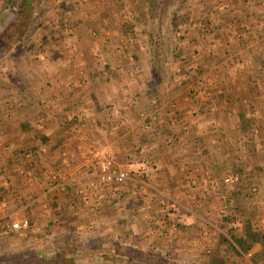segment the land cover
I'll return each mask as SVG.
<instances>
[{
  "label": "crops",
  "instance_id": "obj_1",
  "mask_svg": "<svg viewBox=\"0 0 264 264\" xmlns=\"http://www.w3.org/2000/svg\"><path fill=\"white\" fill-rule=\"evenodd\" d=\"M202 42L200 41V44ZM207 48L192 55L194 65L191 63L193 70L189 71V74L184 71L174 74L177 85L174 86V82H171L173 89L169 88L170 90L166 89L164 92L159 89L161 86L151 85L131 94L129 90L122 92L124 87H121L118 93L109 98L114 101L117 99L116 107H106L111 109L110 113L103 109L104 103L107 102L96 99L103 97L99 94L103 85L100 88L96 86L88 89L86 84L89 81H84L86 78H82L85 83L82 84L80 76L75 73L71 75L68 63H80L82 58L74 60L76 56L66 54L29 58L32 65L29 72L25 71L27 77L23 74L26 79L23 86L30 88L31 92L28 94L37 95V99L31 104H22L31 108L30 117L26 112H22L24 117L21 114L20 118L14 120L4 118L3 125L0 126V146L3 143L5 149L0 147L2 205L7 202H20V209L14 210V213L19 212L24 208L22 202H30L27 200L30 196L35 197V203L43 202V198H40L43 189L49 191L57 187L63 188L60 186L62 183L67 184V191L62 192L63 196H59V199L71 202L69 198L76 199V195L73 196L70 187L77 183L84 201L92 205L78 206L82 209L80 220L90 223L89 227L95 226V230L82 232V237L93 235L92 237L103 240L109 238L112 244L99 254L97 251L79 252L76 264H184V259L192 260L196 264L198 259L195 256L199 253L201 240L198 234L194 233L196 226L193 223L196 221H193L189 213H182V210L193 213L192 207L201 205L188 199L191 193L195 197L194 191L198 192L200 197L202 190H207L204 193L206 199L200 202H213L219 198L221 178L233 170L235 165H239L240 169L235 173L252 175V184L258 182L261 187L263 195H256L255 200L250 202L253 213L250 216L252 226L264 234V179L260 177H264V163L258 165L257 161H251L250 155L245 154L240 162L241 168L239 160L232 162V156L225 152V140L231 138L234 133L239 138L243 135L244 139L251 136H245L246 133L242 132V120L249 121L248 117H252L249 110H257L259 115L262 114L263 74L256 71L254 76L243 72L237 75L220 72L215 75L210 70L211 66L199 72L198 64L206 57L204 52ZM150 53L149 50L146 52L149 61L153 59ZM112 59L110 62H113ZM39 61L47 64L44 72L35 70L34 63ZM75 68L78 70L77 66ZM28 77L30 80H27ZM223 79H227L228 84L234 82L235 86L241 87L229 86L223 89ZM40 85L44 88H40ZM37 89L44 92L40 93ZM149 93L156 94L158 98L150 100ZM93 94L97 95L94 97ZM248 96V103H252L251 100L254 99L252 106L243 103L247 102ZM238 98L242 101L244 99L242 104H239ZM24 106L22 105V111H25ZM209 107L212 111L218 107H226L227 111H238L239 120L235 118L234 122L230 121L229 126L219 116L213 119L212 115H209ZM114 111L121 112L119 119L114 116ZM156 113L159 119L154 122ZM241 113L244 119L239 115ZM138 114L150 116L152 120L148 119V123L144 124L137 121L139 119L136 120L139 118ZM102 115L106 120H101ZM254 116V123L259 124L256 113ZM92 118L94 125L90 122ZM232 126H235L234 131L231 130ZM116 127L121 129V134L114 131ZM103 143L109 144L116 151V164L122 163L127 156L129 165L134 166L132 170L125 168L131 171L132 180L123 185H102L96 180L82 177L83 173L92 171L91 152ZM131 144H141L144 147V154L141 156L153 164L150 177L143 175L142 164H133V155L129 152ZM33 145L45 148L46 153L42 155L33 150L31 158L23 160L19 156L22 149L32 150ZM191 145L194 146L193 149L205 146L207 151L191 153ZM80 175L82 179L78 182ZM215 176H218L217 182L216 179H209ZM56 180L59 182H55ZM77 202L82 201L78 198ZM176 203L180 204L178 208L182 212L170 213L175 211ZM207 207L210 213L218 211L213 204L212 208L209 205ZM35 212L38 214V210ZM35 219L38 220V215ZM175 221L177 223H174ZM255 249L254 246L247 254L252 255Z\"/></svg>",
  "mask_w": 264,
  "mask_h": 264
},
{
  "label": "rangeland",
  "instance_id": "obj_2",
  "mask_svg": "<svg viewBox=\"0 0 264 264\" xmlns=\"http://www.w3.org/2000/svg\"><path fill=\"white\" fill-rule=\"evenodd\" d=\"M136 2L137 0H39L34 15L35 20L40 25L33 30L28 29L25 34L28 35L26 44L31 42L32 47L28 49L25 47L17 48L15 49L16 53L9 50L16 54L14 56H7L6 51L0 53V114L5 115L4 118L8 120L20 118L24 112L29 116L31 108L22 103L31 104L37 99V95L28 94L31 91L30 88L23 86L24 80H26L23 76L25 71L29 72L31 69L32 64L29 58L38 59L40 56L46 58L49 54L73 55L76 56L74 60H77L78 57L82 58L80 63H68L71 67V75L75 73L78 77L80 76L82 84L84 83L82 78H86L84 81L86 83L87 80L89 81V84H86L88 89L96 86L100 88L103 85V88L99 89V94L103 97L96 99L103 103L104 101L107 102L104 103V110L109 105L116 107L117 99L114 101L109 98L114 93H118L121 87H124L122 92L129 90L131 94L149 88L151 85L161 86L159 89L164 90V92L166 89H173L177 85L176 78L173 77L174 74L179 71L189 74V71L193 70L191 66V63L194 65L193 56L205 50L206 47L214 50V56L219 58L217 62L212 63L211 58L208 61L212 74L225 72L237 75L239 72H243L254 76L255 72L258 71L263 74L262 78H264V0H157L155 20L150 18H147L146 22L139 20L137 22L139 26L137 25L135 31L130 33L126 22L135 21ZM186 11L191 12L194 18L183 22L177 29H172L170 27L172 14H181ZM157 13L161 14L164 22L161 33L162 39L161 44H158V53L153 55V59L149 61L146 52L148 53L150 50L149 47L153 48L155 35L150 33L148 29L157 23ZM16 14L17 9L10 0H0V35L6 25L16 20ZM200 41H203L202 44ZM179 53H181V57L177 56ZM185 54H188L187 57L190 60V62L187 61L188 63L185 62L186 64L182 62L186 58ZM131 56L132 58H130ZM111 59L113 62H110ZM39 62L34 63L35 70L44 72V67L47 64ZM76 66L78 70L75 68ZM27 80H30V77ZM12 81H16L14 89L9 88ZM171 82H174L173 87L170 85ZM228 82L227 79L222 80L223 89L235 86L234 82H230V84ZM262 84H264V80H262ZM250 85L253 86V83ZM43 86H46L45 82ZM43 86L40 85V88L43 89ZM25 87L27 89L24 91ZM15 90H19L18 93ZM252 92L249 91V93ZM95 95L97 94H93L94 97ZM149 97L150 100L158 98L156 94L150 93ZM243 101L239 99L238 102L242 104ZM246 101L243 102L246 106L247 104L252 106L254 99L251 100L252 103H248V96ZM22 105L25 111H22ZM210 108H208L209 115H212L213 119L219 116L229 126H231L230 121L234 122L235 118L238 119V111H227L228 108L226 107H218L212 111ZM149 110L151 109L149 108ZM105 111L110 113L111 109ZM249 111V115L252 117H255L256 113L257 122L260 121L259 124L254 123L247 130L245 136L248 134L251 136L245 139L242 137L243 135L239 138L234 133L231 138L225 140L227 146L225 152L232 156V162L239 160L240 163L246 154L251 156L252 162L255 160L259 165V163H264V127H261L264 125V108L260 115L257 110L250 109ZM113 114L119 119L121 112L114 111ZM138 115L139 118L136 120L139 119L137 121L144 124L148 123V119L152 120L150 116ZM244 115L246 117V114ZM75 117L77 118V116ZM104 117V115L100 116L101 120H106ZM252 117L249 116L248 120ZM158 119V113H156L154 122H157ZM93 120V118L90 120L92 125L95 124ZM80 124L82 125V123ZM231 128L234 131L235 126ZM114 131L121 134L120 128L116 127ZM34 146L36 145H33L32 148ZM0 147L5 150L3 143ZM98 147H107L114 154L116 153L113 147L107 143ZM192 147L194 146L191 145L189 148L191 153L207 151L205 146L198 149ZM142 148L144 147L141 144H131L129 152L133 155V164L147 162L153 168L152 161L142 157L144 154ZM30 149H22L19 156L23 160L30 159L34 153L33 149ZM44 149L39 146L36 151L43 155L46 153ZM253 152L257 155L255 156ZM129 164L127 156L122 163H119L121 167L132 170L134 166ZM235 166L233 170L221 178L219 182V186L222 185L219 192L220 197L214 199L215 201L200 202L205 198L204 193L207 190H202L200 197H198L199 193L194 191L195 197L191 193L188 199L195 200L194 203L199 202L201 205L192 207L193 213L186 210L180 211L179 203H176L175 211H170L174 214L187 212L189 216H192L193 221H196L193 223L196 226L194 233L198 234L201 240L199 253L195 256L198 259L196 264H204L206 260L212 259L214 256L224 260L225 264H264V249L259 244L255 245L256 249L250 255L238 253L237 247L233 243L234 236L242 235V227L246 217L253 214L250 202L255 200L256 195L262 193L258 182L252 184V175H243V172L235 173L237 169H240L239 165ZM240 166L242 168V164ZM82 175L80 177L89 178L91 181L96 180L93 171ZM82 177L77 179L78 182ZM216 177L218 178L215 176V178L210 177L209 179L215 180ZM226 177L233 181L225 182L224 178ZM260 177L264 179L263 175ZM59 180L55 182H59ZM258 181L260 182V179ZM60 186L63 188L57 187L58 189L49 191L43 189L42 195H40L43 202L35 203L36 200H33L35 197L30 196L27 199L30 202H22L24 208L19 212L14 213V210L20 209V202H7L6 205H2L0 202V264H26L32 258L37 259L38 264H44V258L54 256L58 251H64V255V253L70 252L72 248V250H76L74 255L76 260L81 251L85 253L97 251L99 254L100 251L110 248L112 241L109 238L103 240L92 237L93 235L82 237V232L95 230V226L89 227L90 223L80 220L82 209L78 206L88 203L84 201L78 184L70 187L73 196L76 195V199L69 198L71 202L59 199L62 192L67 191L66 183H62ZM193 187L192 185L191 188ZM55 192L57 193L55 194ZM78 198L82 202H77ZM37 199L39 200V198ZM212 204L216 210L218 209L217 212L210 213L208 210L207 206L211 207ZM91 206L88 204V207ZM37 210L38 214L35 212ZM37 215L38 220L36 221ZM22 217L29 219V227L23 231H10L8 226ZM51 219L52 221L49 222ZM223 237L228 241L223 242L221 240ZM184 261H186L184 264H194L192 260L184 259Z\"/></svg>",
  "mask_w": 264,
  "mask_h": 264
},
{
  "label": "trees",
  "instance_id": "obj_3",
  "mask_svg": "<svg viewBox=\"0 0 264 264\" xmlns=\"http://www.w3.org/2000/svg\"><path fill=\"white\" fill-rule=\"evenodd\" d=\"M39 0H10L12 4L15 6L17 9V14H16V20L11 22L10 24L6 25L3 29L2 34L0 35V53L6 51L7 56H14L16 54L10 52L9 50L15 51V49H21L25 47V49H28L29 47L31 48L32 44H26V39L28 35H25L28 32V29L33 30L36 27H38L40 24L35 20L36 17L34 15V10L35 7L37 6ZM157 0H137L135 4V11H136V16L134 17L135 21H128L126 22V25L129 28V32L133 33L135 31V27L138 25L137 22L142 21L146 22L147 18L152 19L153 21L155 20V15H156V3ZM147 5V6H146ZM146 6V7H145ZM158 21L156 24L152 26V28L148 29L150 33L155 35V38L153 40V48L149 47V51L151 52V56L157 54L158 52V44H161V33L163 31V18L160 13H157ZM194 16L191 14V12H184L181 14H172L170 18V27L172 29H177L182 25L183 22L190 21ZM155 23V22H154ZM143 26L145 24H142ZM139 26V25H138ZM133 35V34H132ZM16 46V47H15ZM153 50V51H152ZM16 53V51H15ZM206 54V57L202 58L198 64V70L199 72H203L208 68V61L212 60V62H217L219 58H216L214 56V51L210 48H207V51L204 52ZM54 54L53 56H55ZM188 54H185L186 58L182 60L183 63H188L190 60L187 57ZM178 57H181V53L177 55ZM190 57V56H189ZM188 61V62H187ZM185 63V64H186ZM184 64V65H185ZM11 84L9 85V88L14 89L16 85V81L10 82ZM4 105V103H3ZM244 116L242 115V119ZM4 119V115H0V126H2V121ZM254 120L251 118L249 121L247 120H242V132L245 134L248 132L249 128L252 127L254 124ZM264 131V128H263ZM44 141V139H42ZM45 144V142H43ZM36 146L33 147L34 152L36 153L37 151ZM65 204V203H64ZM67 205V204H65ZM54 206V205H53ZM52 219L49 221L51 222ZM242 235L239 236H234L233 237V243L237 247V252L238 253H247L251 249L254 248L255 245H260L261 248L264 249V234L258 230H256L251 223V216L246 217V220L244 221L243 227H242ZM11 231V230H10ZM223 242H227L228 240L223 237L221 238ZM73 249V248H72ZM70 250L68 253H64V251H58L55 253L54 256L51 257H46L43 259L44 264H76L75 262V252L76 250ZM21 253V252H20ZM26 264H38L37 259L32 258L29 262ZM204 264H225L224 260H221L217 257L214 256L212 259H208L205 261Z\"/></svg>",
  "mask_w": 264,
  "mask_h": 264
},
{
  "label": "built area",
  "instance_id": "obj_4",
  "mask_svg": "<svg viewBox=\"0 0 264 264\" xmlns=\"http://www.w3.org/2000/svg\"><path fill=\"white\" fill-rule=\"evenodd\" d=\"M93 157L92 171L96 177V181L103 184H117L123 185L127 181L132 180L131 171L121 167L115 162V154L107 147L93 149L91 152ZM142 173L146 177L152 175L153 169L147 163H142ZM225 182H232L233 180L229 177L224 178ZM30 225L27 217H22L13 221L8 227L11 231L26 230Z\"/></svg>",
  "mask_w": 264,
  "mask_h": 264
}]
</instances>
